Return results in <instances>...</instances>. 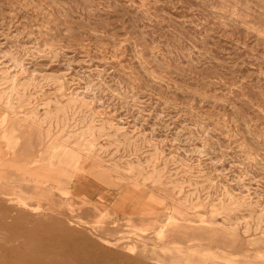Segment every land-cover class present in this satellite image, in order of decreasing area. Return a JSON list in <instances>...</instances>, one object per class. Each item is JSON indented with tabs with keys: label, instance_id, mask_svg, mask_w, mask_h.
<instances>
[{
	"label": "rangeland",
	"instance_id": "1",
	"mask_svg": "<svg viewBox=\"0 0 264 264\" xmlns=\"http://www.w3.org/2000/svg\"><path fill=\"white\" fill-rule=\"evenodd\" d=\"M2 114L0 155L18 165L0 166L1 245L51 226L45 264H171L161 230L178 214L264 264V0H0ZM49 129L88 156L96 190L115 183L158 226L94 199L13 198ZM197 244L179 245L228 255Z\"/></svg>",
	"mask_w": 264,
	"mask_h": 264
},
{
	"label": "crops",
	"instance_id": "2",
	"mask_svg": "<svg viewBox=\"0 0 264 264\" xmlns=\"http://www.w3.org/2000/svg\"><path fill=\"white\" fill-rule=\"evenodd\" d=\"M6 108L11 110L8 105ZM9 119L10 117L8 114H2L0 117V125H4ZM36 136V142L40 146L39 151H41V146H43L45 142L48 144L47 147H49V149L47 152L43 154L41 153L39 157L23 162L21 165L23 167L21 170L23 175L22 181L27 184H32L33 188L31 192L20 190L13 198H21L27 203L31 200H44L50 203L60 193L87 200L94 199L99 200L100 204L106 208L107 204L110 206L114 205L117 207V210L126 215L131 222H139L140 220L149 219L150 222L144 227L147 230H153L158 226V218H155V211L151 205L143 204V207L140 208L138 199L116 198V195L113 196L108 190L111 186L116 187L114 182L113 185L106 183L100 185L98 183V189L96 190L94 186H92V170L88 165L83 163L81 167L75 154L80 157L79 159H81V162H85L86 159L88 160V156L85 157L77 149L70 148L64 140H53V135L50 129L46 132L39 130V132L36 133ZM3 137L9 139V133L5 131ZM59 146H63L64 151L57 150ZM27 148H30V142L29 147ZM2 165L15 166L18 165V162L15 160H3L0 155V166ZM96 191L99 193L98 197H96ZM2 195L7 196L6 194ZM7 198L10 199L9 196H7ZM168 211L172 214L173 209H169ZM177 211L178 210L176 209L175 213H177ZM173 215L178 214H172L171 217L172 219H177V222L173 221L172 223H169V217L166 218L161 231L164 232L163 234L164 237H166L167 244L159 247L163 253L173 255L170 259L171 264H246L244 259L242 260V256L238 257L239 261L236 262V255H234L236 250L234 248H229L227 245L216 246L215 244H212V238L215 236V234H213L214 224L211 225L213 221H206L205 224L199 225L198 221H196L192 222L194 226H188L186 219H180V217L177 218ZM139 216L143 217L140 219ZM144 216H146V219H144ZM136 227L140 228L139 226ZM196 242H198L197 245L199 248H203L205 245H207L206 249L218 247L219 249H222L223 252L228 253V255H219L212 251L202 253L191 247H188L190 251H185L184 248L179 245L184 243H193V245H196ZM204 242L207 243L204 244ZM169 245L173 246L170 247ZM146 247L147 244L144 245V253L146 252ZM154 252L156 253V249ZM198 256L200 258H198ZM155 262L159 264H167L165 259H156Z\"/></svg>",
	"mask_w": 264,
	"mask_h": 264
},
{
	"label": "bare ground",
	"instance_id": "3",
	"mask_svg": "<svg viewBox=\"0 0 264 264\" xmlns=\"http://www.w3.org/2000/svg\"><path fill=\"white\" fill-rule=\"evenodd\" d=\"M18 199L23 204L27 205V202L25 200L21 198ZM56 236L57 235L55 234L54 228L51 226H46L41 231H32V232H25L19 234L17 235L18 240L16 241L20 242L23 245V247H25L27 250L22 251L15 246H5L0 244V264H45L41 260V257L43 258V256H47L51 252H55L52 248H50L51 247L50 245L49 246L47 245L46 242L55 240ZM29 248L32 252H35L33 253L34 255L31 252H29ZM55 261L57 260L55 259Z\"/></svg>",
	"mask_w": 264,
	"mask_h": 264
}]
</instances>
